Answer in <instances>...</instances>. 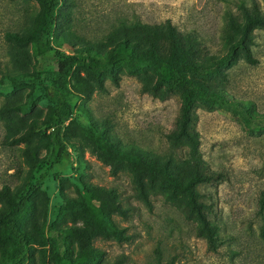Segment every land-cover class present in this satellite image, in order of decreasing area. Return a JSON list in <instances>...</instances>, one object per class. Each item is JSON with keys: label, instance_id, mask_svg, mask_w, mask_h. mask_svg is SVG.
Here are the masks:
<instances>
[{"label": "rangeland", "instance_id": "374dc122", "mask_svg": "<svg viewBox=\"0 0 264 264\" xmlns=\"http://www.w3.org/2000/svg\"><path fill=\"white\" fill-rule=\"evenodd\" d=\"M245 13L264 19V0H62L52 44L80 58L66 83L69 113L62 133L68 159L51 164L49 151L38 149L41 160L30 163L24 146L7 143L32 119L45 132L40 121L53 105L49 81L56 64L53 53L34 56L29 42L3 39L6 32L25 36L33 30L37 5L0 0V76L5 71L15 76L0 83V109L20 106L0 118V187L28 199V210L18 218L30 243L26 264H55L59 230H95L94 205L126 238L117 242L103 230L91 240L85 232L67 238L65 247L73 254L81 248L99 252L89 264H264V27L251 30L242 44L254 63L238 49L202 80L212 98L202 95L191 105L193 156L165 138L178 133V86L151 91L158 73L144 64L133 69L127 54H112L108 40L118 20L153 24L168 19L204 50L199 59L207 64L225 53L223 31L230 24L241 28ZM238 36L233 32L234 39ZM88 46L95 51L89 55L94 61H88ZM186 77L201 82L197 74ZM99 131L115 149L139 157L140 165L122 163L113 174L96 155H103ZM165 161L170 162L163 172ZM151 167L158 171L157 185L174 201L149 195L145 205L138 198L134 175L146 181ZM196 176L191 190L211 244L188 211L185 192L170 185L174 177L184 185ZM111 203L125 209L124 216L113 213ZM5 208L0 201V212Z\"/></svg>", "mask_w": 264, "mask_h": 264}, {"label": "trees", "instance_id": "16d2710c", "mask_svg": "<svg viewBox=\"0 0 264 264\" xmlns=\"http://www.w3.org/2000/svg\"><path fill=\"white\" fill-rule=\"evenodd\" d=\"M38 7L37 25L29 31L25 36L13 32L3 34L4 41L8 43H24L31 44V51L34 56H42L45 53H53L56 69L51 73L50 89L52 92V107L46 118L40 121L44 126L45 132L42 134L37 126V120L29 121L25 131L21 134H12L9 146L22 145L25 148L24 156L26 160L32 163L37 159V150L45 149L49 151L51 156V164H58L68 159V151L63 140L62 128L69 113L67 103V78L72 68L80 61L79 57L73 54H66L58 51L52 44L54 28L56 26L57 15L62 0H32ZM244 23L240 28L228 25V29L223 31V40L227 42L225 53L217 58L210 60L207 64L201 61L199 56L204 54V50L196 48L192 40L184 38L177 29L166 19L160 23L146 24L140 20L127 23L126 20H118L117 26L113 27L109 33L108 40L113 44L112 54L119 56L121 54L128 55L130 66L134 69L141 64L151 68L158 73L159 78L150 88L156 91L160 86L176 84L182 92V102L179 110L178 133L167 134L165 136L168 144L172 148L185 147L189 154L193 156L197 149L196 135L192 131L191 125V105L196 99L202 95L211 97V93L206 90V86L202 80L207 79L218 66L232 60L238 49L243 52V59L249 63H254L249 50L243 47V42L248 39L250 31L256 27H264V19L244 14ZM233 32L238 34V38L234 39ZM88 56L95 51L89 46L86 48ZM94 61L93 57H88V61ZM132 62V63H131ZM197 74L201 77V82L191 81L186 74ZM177 74L179 78H177ZM0 83L3 79L13 80L15 76H11L9 71H5L0 76ZM20 111V106L14 105L0 109V118L6 113ZM34 127L37 131H34ZM11 128V126H10ZM98 149L103 155H98V159L108 166L114 174L117 171V165L122 163L134 164L135 167L140 165L139 157L130 155L115 149L108 139L99 131L97 138ZM41 159L38 158L37 161ZM170 161H165L161 169L166 172L167 165ZM156 164V163H155ZM138 165V166H137ZM151 171H147L146 181L140 174L134 175L136 184V194L145 205L148 204L147 197L149 195H163L166 200L174 201L172 193L166 194L164 188L159 187L156 182L157 170L151 167ZM137 173V171L135 172ZM144 176V175H143ZM43 178V175L40 177ZM198 177H193L186 184L181 185L178 177L170 179V185L177 190H183L186 194V204L189 206V212L194 215L200 224V233L203 234L208 242L210 241V230L207 227L206 220L200 211V204L195 202L192 185L197 181ZM94 190L96 188H93ZM89 192L85 197L88 200ZM108 195V194H107ZM111 200L113 197L109 196ZM0 201L6 203V208L0 212V264H26L29 260V238L19 228L18 218L28 210V199L25 195L20 196L17 193H11L7 185L0 187ZM182 205L181 201H177ZM91 209L93 206L89 202ZM188 208V207H186ZM113 213L124 216L125 209L118 203H111ZM93 215L97 223L95 230L84 228L82 232L65 228L59 230L55 243V251L53 260L55 264H89L93 262L99 254L94 249L81 248L73 254L65 247V240L69 237L79 236L86 233L87 239L91 240L100 235V231H104V236L112 238L120 242L125 240L122 235L123 229L115 227L108 218H105L101 211L94 205ZM62 234V235H61ZM88 243V242H87Z\"/></svg>", "mask_w": 264, "mask_h": 264}]
</instances>
